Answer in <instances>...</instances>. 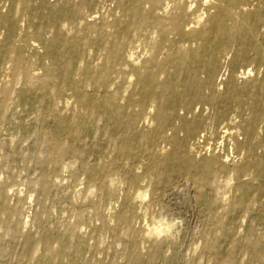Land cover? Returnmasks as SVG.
Returning a JSON list of instances; mask_svg holds the SVG:
<instances>
[{
  "label": "rangeland",
  "instance_id": "374dc122",
  "mask_svg": "<svg viewBox=\"0 0 264 264\" xmlns=\"http://www.w3.org/2000/svg\"><path fill=\"white\" fill-rule=\"evenodd\" d=\"M58 1H37L32 9L41 6L42 13L47 14L49 7L57 6ZM114 7L112 0H103L95 11L107 13ZM9 10L10 2L0 0V14ZM93 21L99 22V18ZM41 22L34 12L19 19L13 35L26 61L19 69H8L12 65L8 63L6 70H0V264H27L34 253L48 254L52 258L50 264H129L131 236L139 237L148 224L154 223L172 224L169 232L172 237L162 235L155 244L159 255L144 264H264V257L254 255L247 243L251 238L264 246V179L247 173L232 179L233 188L225 187L230 171L240 164L242 155L229 149L226 142L221 144L220 139L210 138L208 127L203 126L196 137L203 147L192 166L186 167L187 170H168L161 180L152 174L151 182L140 186L148 191L145 214L137 206L126 208V196L138 189L132 185V178L146 176L141 164L147 156L144 153L141 158L109 165L108 161L116 158L118 144L113 125L105 120L77 123L75 97L66 99L71 96L69 87L57 78L37 84L35 79L45 75V67H60L50 54L57 30ZM80 27L67 29L63 36L69 48L75 49L74 64L83 67L96 59L97 52L87 48L81 53V42L89 37L94 39L96 33L88 34L84 25ZM259 31L262 35L258 42L264 40V26L260 25ZM6 33L7 27L0 26V40ZM250 68L251 77L264 83V62L253 63ZM229 78L230 70H218L216 93H226ZM76 79L82 80L87 94L95 93L86 79ZM59 84L64 93L55 100L54 89ZM96 93L103 96V91ZM66 100L71 102L67 104ZM237 107L228 116L240 112ZM203 108L202 116L211 119L214 112L208 104L193 106L196 113ZM179 113L186 111L182 109ZM54 139L61 140L64 153L53 161L49 145ZM172 139L173 132L165 130L152 149L170 148ZM208 147L212 150H207ZM212 153L225 166L217 177L206 174L200 165ZM92 169L103 170L105 174L110 171L117 177L115 200L101 201L99 211L94 208L98 194L86 198L92 188L89 181ZM42 179L47 182L45 188ZM239 184H245V190L239 191ZM126 209L130 225L117 220ZM218 221L224 223L227 233L216 230ZM44 234L50 238V252L42 244ZM62 245L67 253L57 256ZM146 246H140L142 254L146 253Z\"/></svg>",
  "mask_w": 264,
  "mask_h": 264
},
{
  "label": "bare ground",
  "instance_id": "6f19581e",
  "mask_svg": "<svg viewBox=\"0 0 264 264\" xmlns=\"http://www.w3.org/2000/svg\"><path fill=\"white\" fill-rule=\"evenodd\" d=\"M8 1L10 10L0 14V26L7 27L0 40V70H6L8 63L12 64L8 69H19L26 61L22 49L16 45L13 30L20 18L34 12L42 20L41 25L57 30L50 54L60 64L55 69L45 67V75L35 79L37 84L57 78L69 87L71 96L66 99L75 97L77 123L105 120L113 125L118 144L116 158L108 161L109 165L146 154L141 164L146 176L132 178V185L138 189L126 196L127 209L137 206L145 214L148 191L140 186L148 185L152 174L161 180L168 170H187L186 167L192 166L195 155L203 147L196 138L203 126L208 127L210 138L220 139L221 144L226 142L229 149L242 155L240 164L230 171L225 187L233 188L232 179L247 173L264 179V83L251 77L250 68L253 63L264 62V40L258 42L262 35L259 26H264V0H112L115 7L107 13L95 11L103 0H59L57 6L49 7L47 14L42 13L41 6L32 9L34 2L44 3V0ZM95 18L99 22H94ZM82 25L88 34L96 33V37L84 39L83 49H76L84 54L87 48H92L97 56L80 67L74 64L75 49L69 48L63 33ZM221 69L230 70L224 94L215 91L217 72ZM76 78L86 79L95 93L87 94L82 80ZM241 79H245L243 83ZM61 86H55V100L64 93ZM99 91H103V96L96 93ZM196 103L208 104L213 117L205 119L204 108L196 113L193 110ZM236 106L240 112L228 116ZM182 109L186 113L180 114ZM168 129L173 132L170 148L152 149L157 138ZM49 147L53 161L64 153L59 139H54ZM200 163L206 174L215 177L225 170L215 153ZM89 177L92 188L86 198L98 194L94 208L99 211L101 201L115 200L117 177L110 171L105 174L97 169H92ZM41 183L44 188L47 186L46 180L42 179ZM245 188V184L237 186L239 191ZM127 209L118 215V223L130 225ZM172 226L148 224L139 237L132 235L129 264L151 263L159 255L155 244L162 235L172 237L169 234ZM216 230L227 233L222 221H218ZM41 241L50 252L49 236L44 234ZM247 243L254 255L264 257V246L259 241L250 238ZM140 246H146L145 254ZM212 247L216 246L212 244ZM66 253L67 248L62 245L57 256ZM47 263H52L48 254L34 253L27 261V264Z\"/></svg>",
  "mask_w": 264,
  "mask_h": 264
}]
</instances>
